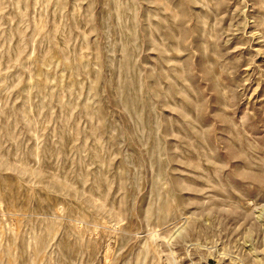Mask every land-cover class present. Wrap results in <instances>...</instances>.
<instances>
[{
  "label": "rangeland",
  "instance_id": "1",
  "mask_svg": "<svg viewBox=\"0 0 264 264\" xmlns=\"http://www.w3.org/2000/svg\"><path fill=\"white\" fill-rule=\"evenodd\" d=\"M264 0H0V264H264Z\"/></svg>",
  "mask_w": 264,
  "mask_h": 264
},
{
  "label": "bare ground",
  "instance_id": "2",
  "mask_svg": "<svg viewBox=\"0 0 264 264\" xmlns=\"http://www.w3.org/2000/svg\"><path fill=\"white\" fill-rule=\"evenodd\" d=\"M261 223H262V227H263V229H264V221L262 220Z\"/></svg>",
  "mask_w": 264,
  "mask_h": 264
}]
</instances>
